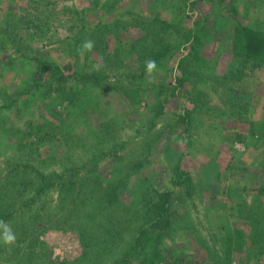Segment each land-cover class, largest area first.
I'll list each match as a JSON object with an SVG mask.
<instances>
[{"label": "rangeland", "instance_id": "1", "mask_svg": "<svg viewBox=\"0 0 264 264\" xmlns=\"http://www.w3.org/2000/svg\"><path fill=\"white\" fill-rule=\"evenodd\" d=\"M192 2L0 0V213L17 237L0 243V264H29L36 241L48 248L30 264L113 263V242L96 244L112 237L70 197L100 195L120 178L121 204L139 202L141 213L172 193L173 224L128 264L154 251L151 264H264V58L246 62L242 37L246 27L264 35V0ZM85 40L95 47L81 56ZM165 46L158 70L141 75ZM38 59L76 80L60 93ZM96 87L100 104L83 109L85 92L74 88L96 101ZM125 89L142 92L130 99ZM90 132L88 142L78 137ZM110 134L121 151L100 146ZM53 173L63 182L31 204L41 175ZM19 180L35 192L17 190ZM106 228L115 229L108 220Z\"/></svg>", "mask_w": 264, "mask_h": 264}, {"label": "trees", "instance_id": "2", "mask_svg": "<svg viewBox=\"0 0 264 264\" xmlns=\"http://www.w3.org/2000/svg\"><path fill=\"white\" fill-rule=\"evenodd\" d=\"M192 1L195 2V0H192ZM193 5L195 6V4ZM242 37L245 43V54L243 56L246 62L251 63L259 58H264V35L261 34V31L259 32L255 28L246 27L244 28ZM169 50H171L169 49V46H165V49L161 53L156 55L155 60L157 64L160 65V63L168 56ZM72 51L74 52L73 49ZM36 62L40 65V70H38V73L42 74L43 76L44 75L52 76V79L55 81V83L59 87H61V89L59 90L60 93H64L66 89L68 88L67 85L72 84L71 82L76 80L75 79L76 75L73 76V74L72 75L66 74V71L60 65H57L56 63H53V62L48 63L45 60L41 61L39 59ZM140 70H141V75H144L146 73L144 64L141 65ZM93 79L97 86H101L108 79V75H105V73H102L101 75L100 74L93 75ZM178 81L180 84H183L182 79ZM92 88L93 87H91L90 90H93ZM94 90L96 91V96H97L96 101L94 100V98L92 99L89 93L84 90L74 88V93L72 94L77 95L79 93L85 92V95L82 97L81 102H83V106H84L83 109L86 110L88 108H94V106L98 103L100 104L99 89L96 87ZM59 92L58 94L60 95ZM138 92H142V91L141 90L134 91L132 89L124 90V94L130 99L135 98L136 96H134V94ZM32 93L37 96L39 95L40 92L34 90ZM74 100L75 99L73 98L72 102ZM240 105L242 106L241 109L245 108V110H247L248 108L247 103H240ZM106 125L110 126L109 124H106ZM108 126H106V128ZM93 133L94 132H90L88 134H81V136L79 134L78 137L79 138L84 137L86 139L85 141L88 142L90 139L95 138L96 134H93ZM110 136L111 134L105 137L103 141L100 143V146L101 145L105 146L106 144V149L109 147H112V149H114V147L119 150L123 149V144L116 143L114 140L110 138ZM45 139H46L45 136H43L42 138H39L40 141H44ZM87 173L91 175H96L98 174V170L93 169L91 171H88ZM182 173L185 174L184 172ZM41 178L42 179L39 183L41 187H38L39 191L36 194V197H33L31 199V204H33L34 201L38 202L37 199L41 198V196H43L44 193L48 192V190L51 188L49 185L50 182L55 181L56 179H59L60 182H63L64 180V178H62V175H58L55 173L49 176L41 175ZM185 180L186 182L190 183L191 178L188 174L186 175ZM181 181L183 180L181 179ZM30 182L31 181H27L25 183L22 180H19V181L14 182V186H16L17 190L25 192V194L29 192L33 194L36 189L34 188L33 182L31 183ZM126 184L127 183H125V180H122V178L114 179L110 182L111 186L108 187L109 190L108 188L107 189L103 188L102 193L100 195L87 197L86 199H84L82 197L83 194H81L80 197H76L77 192H74L75 194L71 195L72 197H70V199L72 198L74 199L73 204H75L76 209L78 208L80 209L83 206L84 218H86V221L91 223L92 226L96 228H103L105 230V234L107 233L109 237H112L110 238L111 240L107 239L105 241L103 240L100 242H96V244H102V242H108V241L113 242L111 254L115 256V259H114V262L111 264H128L129 263L128 261L132 260V258H139L140 256H142L143 250L144 252L147 251L146 245H145L146 242H148L149 240H152L153 243H159V240L164 236V233H163L164 229L165 228L168 229L173 224L172 217L170 215V208L172 205V202H171L172 193L171 192L161 193V195L159 196L160 201L158 203L156 202L153 203V205L149 203V205H147L146 208L145 207L143 208L144 211L143 213H141V209H140L141 207H140L139 202H136V205L134 206L135 208L133 209H131V206H128V205L125 206V204H121L120 198L122 196L123 190H127ZM101 188H102L101 185L96 187V189L98 190ZM130 192H132V190H130ZM133 195H132V198H134ZM103 196L104 198L107 199L108 202L104 203L102 201ZM66 200L67 199H65V201ZM73 209L75 210V208ZM132 211H134V213ZM112 213H115V214L121 213L122 216L113 217ZM139 213L143 215L139 216L138 215ZM0 214H2V212ZM2 215L3 217L0 219V221H5L7 219L5 212ZM126 215H128L127 217L128 219L125 218ZM107 220L111 221L112 229L115 227V229H113V232H110V231L108 232L106 228ZM154 233L157 234V235L156 234L154 235L157 237L152 236ZM255 243L256 241L254 242V244ZM34 245L35 246H32V248L36 247L40 249V251L38 253H32V254L26 255V259H27V262H29V264L35 261L41 260V257L44 255L43 250L46 252L48 248L47 244L44 242L39 243L38 241H36ZM30 253H31V250H30ZM157 256L158 254L156 253V251H154L152 254L147 253L143 261L144 264H151V260L155 259ZM22 262L25 264V259H23ZM47 264H52V262H47ZM60 264H76V261L72 263L66 261Z\"/></svg>", "mask_w": 264, "mask_h": 264}, {"label": "clouds", "instance_id": "3", "mask_svg": "<svg viewBox=\"0 0 264 264\" xmlns=\"http://www.w3.org/2000/svg\"><path fill=\"white\" fill-rule=\"evenodd\" d=\"M95 47V43L92 40H85L80 47L79 55H84L85 52H91ZM94 70L99 71V66L94 65ZM145 70L148 76H152L157 69V63L153 59H148L145 61ZM16 233L13 231L12 227L4 222L0 221V243L5 246H11L16 243Z\"/></svg>", "mask_w": 264, "mask_h": 264}]
</instances>
